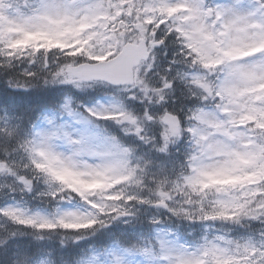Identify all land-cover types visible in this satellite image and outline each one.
<instances>
[{"label":"snow or ice","instance_id":"snow-or-ice-1","mask_svg":"<svg viewBox=\"0 0 264 264\" xmlns=\"http://www.w3.org/2000/svg\"><path fill=\"white\" fill-rule=\"evenodd\" d=\"M0 264H264V0H0Z\"/></svg>","mask_w":264,"mask_h":264},{"label":"rangeland","instance_id":"rangeland-1","mask_svg":"<svg viewBox=\"0 0 264 264\" xmlns=\"http://www.w3.org/2000/svg\"><path fill=\"white\" fill-rule=\"evenodd\" d=\"M1 190V189H0Z\"/></svg>","mask_w":264,"mask_h":264},{"label":"trees","instance_id":"trees-1","mask_svg":"<svg viewBox=\"0 0 264 264\" xmlns=\"http://www.w3.org/2000/svg\"><path fill=\"white\" fill-rule=\"evenodd\" d=\"M3 191V190H2Z\"/></svg>","mask_w":264,"mask_h":264}]
</instances>
